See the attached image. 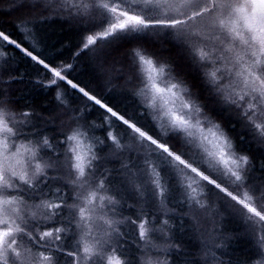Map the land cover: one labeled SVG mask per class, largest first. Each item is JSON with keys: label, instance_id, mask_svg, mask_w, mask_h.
I'll return each instance as SVG.
<instances>
[{"label": "snow or ice", "instance_id": "obj_1", "mask_svg": "<svg viewBox=\"0 0 264 264\" xmlns=\"http://www.w3.org/2000/svg\"><path fill=\"white\" fill-rule=\"evenodd\" d=\"M4 13L19 15L0 24V264H264V0H10ZM55 21L78 37L71 61L43 47ZM85 58L99 90L73 76ZM20 62L61 117L18 104ZM228 218L244 231L225 232ZM238 239L250 254L231 251Z\"/></svg>", "mask_w": 264, "mask_h": 264}, {"label": "trees", "instance_id": "obj_2", "mask_svg": "<svg viewBox=\"0 0 264 264\" xmlns=\"http://www.w3.org/2000/svg\"><path fill=\"white\" fill-rule=\"evenodd\" d=\"M10 0H0V9H3L8 6ZM37 2H43V0H37ZM18 13H4L3 16H0V24H7L9 27L12 22L17 19ZM41 39L43 43V47L46 49L48 55L57 61V63L61 61H71V58L74 55V51L76 49V45L78 43V37L74 35V33L67 27V25L63 24L60 21H55L51 23L49 26L41 29ZM101 43H105L101 41ZM128 50L126 48H122L119 53H117V60L124 61L126 58ZM9 56L12 53L8 54ZM163 58V57H162ZM80 70L76 73H73V76L84 81L86 83H90V86L94 90L97 89V82L95 80V73L92 65L88 62L87 58L80 64ZM17 71L23 72L25 75V80L17 86L16 88V97L17 102L20 106H28L29 104L35 105L36 107L43 110V112L47 114H51L54 117H61L64 114V110L55 102L54 100V92L45 91L40 88H32L30 84L35 79L39 78L40 74L37 73L34 68L29 67V65L25 62H20ZM63 91V90H61ZM68 99L71 101L73 98L71 97V90L68 93H65ZM89 119L95 121L97 125H99L100 121L103 119L99 113L93 112L89 114ZM227 127V125H225ZM99 134V131L98 133ZM241 150L243 151H252L257 156H259V151L256 148L255 144H248L247 142L239 145ZM200 216V227L204 231H211L212 224L203 216ZM225 221V220H224ZM223 221V230L227 233H241L244 231V225L241 221L236 222L234 219H229L227 224ZM189 223H196L195 221L186 220V225ZM191 247L195 248V241L187 240L186 241ZM250 242L245 239H238L234 241L231 245V251L234 254L239 255H248L250 254Z\"/></svg>", "mask_w": 264, "mask_h": 264}, {"label": "rangeland", "instance_id": "obj_3", "mask_svg": "<svg viewBox=\"0 0 264 264\" xmlns=\"http://www.w3.org/2000/svg\"><path fill=\"white\" fill-rule=\"evenodd\" d=\"M202 217H203V216H202ZM229 219H230V218H228V219H225V221H224V222L227 224V222H229ZM231 219H232V218H231ZM234 221H236V222H239V220H237V219H234ZM240 240H242V239H240Z\"/></svg>", "mask_w": 264, "mask_h": 264}]
</instances>
